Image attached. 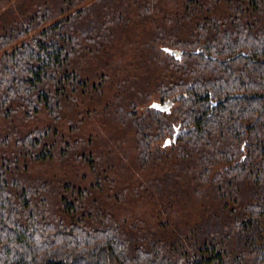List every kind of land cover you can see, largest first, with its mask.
<instances>
[{"label": "trees", "instance_id": "16d2710c", "mask_svg": "<svg viewBox=\"0 0 264 264\" xmlns=\"http://www.w3.org/2000/svg\"><path fill=\"white\" fill-rule=\"evenodd\" d=\"M82 1L0 0V116L50 117L0 129V264H264V0ZM147 20L134 60L108 58ZM95 110L130 135L134 186L73 135ZM55 156L93 180L31 167Z\"/></svg>", "mask_w": 264, "mask_h": 264}, {"label": "rangeland", "instance_id": "374dc122", "mask_svg": "<svg viewBox=\"0 0 264 264\" xmlns=\"http://www.w3.org/2000/svg\"><path fill=\"white\" fill-rule=\"evenodd\" d=\"M93 1L95 0H83L81 3L86 4ZM149 21L150 20H147V22H143V24H129L125 29H120L119 35L113 42L111 48L113 52L112 56L110 55V57H107L117 60L122 66L126 65L129 60H134L133 58L137 53V47L141 36V28L144 25L148 27ZM13 46L14 43H12L7 50L11 49ZM163 52L165 53V51ZM122 70L123 69L121 68L119 72H117L118 77H122V75L126 73V71ZM84 71L87 73V68ZM153 98L154 97L149 100V103L153 100ZM154 101L162 103L165 100L159 101V99L156 98ZM176 105V102H172L170 107ZM137 110L141 112L143 107L139 106ZM65 111L67 110L63 106V112ZM49 122L50 117H48L46 112L41 110L38 113L31 114L29 116H25L23 112L16 114L11 113L8 117L0 116V129H8L9 126V128L17 127L26 130L33 127L45 126ZM58 125L67 131L68 124L66 122L62 121ZM110 125L111 123L109 122V117L107 118L105 115L95 110L91 112L90 116H86L82 122L76 124L77 129L73 131V135L77 136L78 134H82L81 136L86 137V139L89 137V140L87 139V142L89 141L87 148L93 155L97 156L98 165L102 167L106 165L107 162L110 163V161L113 160V165L109 170V173L114 175L116 182L118 184L124 183L127 186L133 184L134 186L141 179V175L144 173L147 174V171L131 167V164H133L135 159V149L133 143L131 142V137L129 134L121 136V133L118 130L121 127H116L117 129H114L111 127L112 125ZM174 133L175 131L166 133L158 141H155L153 146L163 148L164 142H166L167 139H170ZM167 148L169 147L167 146ZM59 158V156H55L46 162H33L31 167L37 171L45 172L47 174L67 175L73 179L76 178L78 183H89L93 180L94 174L91 172L87 164L78 163L76 160L72 159L61 161ZM104 200L107 202L110 201L109 198H104ZM132 202L136 203L137 206L140 205L138 208L139 213L148 214L150 202H141L137 200L129 201V203ZM123 206L124 205L121 203L120 206H117L113 210H115L116 214L119 213V215H126L124 214L126 211ZM149 211L153 212L152 209Z\"/></svg>", "mask_w": 264, "mask_h": 264}, {"label": "water", "instance_id": "95a60500", "mask_svg": "<svg viewBox=\"0 0 264 264\" xmlns=\"http://www.w3.org/2000/svg\"><path fill=\"white\" fill-rule=\"evenodd\" d=\"M168 52L174 54V55H177L178 57H180V52L178 49H173V48H166ZM173 102V99L172 98H169L165 101H163L162 103L160 102H157V101H153L151 103V106L152 107H155V108H158L160 110H168L170 105L172 104ZM178 134V130L175 131V133L173 134L172 136V140H174V138L176 137V135ZM170 139H167L166 142H169Z\"/></svg>", "mask_w": 264, "mask_h": 264}]
</instances>
